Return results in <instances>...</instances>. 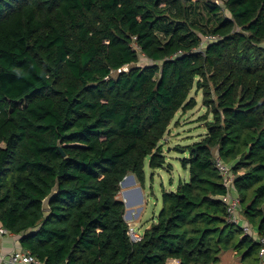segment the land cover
<instances>
[{
  "label": "trees",
  "instance_id": "16d2710c",
  "mask_svg": "<svg viewBox=\"0 0 264 264\" xmlns=\"http://www.w3.org/2000/svg\"><path fill=\"white\" fill-rule=\"evenodd\" d=\"M195 88L212 118L190 177L134 242L121 183L164 167ZM0 142V223L44 264H264V0H0Z\"/></svg>",
  "mask_w": 264,
  "mask_h": 264
},
{
  "label": "rangeland",
  "instance_id": "374dc122",
  "mask_svg": "<svg viewBox=\"0 0 264 264\" xmlns=\"http://www.w3.org/2000/svg\"><path fill=\"white\" fill-rule=\"evenodd\" d=\"M216 1L220 3L221 0ZM147 62L148 59L141 55L135 65L142 66ZM132 65L129 64L119 70H114L113 75L117 76L122 70H129ZM191 96L196 97L197 106L188 111L178 112L163 140V150L167 157L164 167L150 168L147 160L144 186L140 185L135 176L130 175L129 179L127 178L121 183V190L117 197L126 204L125 219L139 233H142L145 227L150 225L154 216L160 212L163 191L176 189L181 180H188L190 177L189 170L182 165V159L187 155L184 147L201 139L202 134L207 131V120L212 118L211 113L208 119L204 118L207 108L203 103L202 91L195 88L192 90ZM0 145L3 143L0 142ZM168 264H180V261L173 260ZM216 264L244 263L237 251L230 250L223 252L219 263Z\"/></svg>",
  "mask_w": 264,
  "mask_h": 264
},
{
  "label": "built area",
  "instance_id": "2783aa9c",
  "mask_svg": "<svg viewBox=\"0 0 264 264\" xmlns=\"http://www.w3.org/2000/svg\"><path fill=\"white\" fill-rule=\"evenodd\" d=\"M209 38H211V36ZM217 166L220 172L222 173V175L226 177V185L228 187V191L223 196V200L225 201L227 205L228 219L230 222L236 225H240L245 234L249 233L250 231H252V228L250 225L245 223V218L242 216L241 199L235 193V191L231 189L232 175L230 174L231 172H230L229 166L225 164L219 156L217 159ZM0 233L5 235V234H11L12 232L8 228L1 226ZM129 233H130L131 239L134 242L142 238V234L137 232L134 227L130 228ZM260 241L263 244L261 253L264 254V236L260 238ZM22 263L44 264V262L38 259L29 249L21 248V249L13 250L9 254L8 264H22Z\"/></svg>",
  "mask_w": 264,
  "mask_h": 264
},
{
  "label": "crops",
  "instance_id": "0c3cea01",
  "mask_svg": "<svg viewBox=\"0 0 264 264\" xmlns=\"http://www.w3.org/2000/svg\"><path fill=\"white\" fill-rule=\"evenodd\" d=\"M129 179V178H128ZM0 223V228H1ZM22 244L20 241V235L15 233L11 234H1L0 233V264H8V257L9 254L13 250L21 249ZM178 260V259H170L169 261ZM22 264H29V263H22Z\"/></svg>",
  "mask_w": 264,
  "mask_h": 264
},
{
  "label": "water",
  "instance_id": "95a60500",
  "mask_svg": "<svg viewBox=\"0 0 264 264\" xmlns=\"http://www.w3.org/2000/svg\"><path fill=\"white\" fill-rule=\"evenodd\" d=\"M130 176L134 177V175H130ZM128 177H129V175L126 176L122 182H124ZM57 192H58V184H56V185L53 187V189H52V191L50 192V194L44 199V202H43V208H44L45 210H48V209L50 208L49 202H50V200H51V199L57 194Z\"/></svg>",
  "mask_w": 264,
  "mask_h": 264
}]
</instances>
